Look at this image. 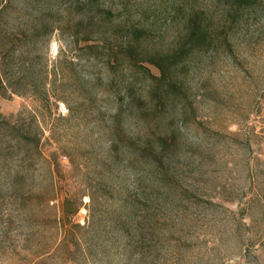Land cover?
<instances>
[{
	"label": "rangeland",
	"instance_id": "rangeland-1",
	"mask_svg": "<svg viewBox=\"0 0 264 264\" xmlns=\"http://www.w3.org/2000/svg\"><path fill=\"white\" fill-rule=\"evenodd\" d=\"M260 1V8L245 13L236 28L231 52L209 49L172 67L178 98L157 103L156 110L142 118L135 107L128 109L121 101L122 132L113 146L109 117L112 93L123 91L119 68L110 74L115 81L109 90L102 59L92 64L80 59L87 51L81 42L56 30L36 45L34 57L40 66L72 60L73 77L57 91L61 100L47 107L33 96H0V115L24 127L31 122L33 138L28 144L11 142L6 159L0 158V264H72L53 252V226L37 223L34 215L37 210L46 212L44 198L34 192L49 186L55 174L62 175L63 192L79 191L82 204L74 219L82 224L93 218V237L109 240L102 253L94 250L89 264H264V0ZM19 2L13 0L12 10L19 9ZM177 2L181 0H97L115 20L122 19L124 11L132 18L144 10L158 14L154 24L153 17L144 21L152 29L141 44L147 53H168L177 47L184 24ZM186 2L187 9L218 10L214 0ZM29 5L31 12L45 8L60 16L76 17L88 10L83 0H30ZM62 30L66 32L64 25ZM148 67L158 76L156 68ZM138 78L136 95L143 89L147 93L151 80L143 74ZM144 126L151 140L158 135L165 139L161 153H156L159 159L143 151V140L136 137ZM39 128L42 156L34 145ZM158 144L155 139L156 152ZM53 151L55 166L43 158ZM18 164L21 174L14 177ZM126 191L135 210L120 235L121 221L113 224L114 211L117 198Z\"/></svg>",
	"mask_w": 264,
	"mask_h": 264
},
{
	"label": "trees",
	"instance_id": "trees-1",
	"mask_svg": "<svg viewBox=\"0 0 264 264\" xmlns=\"http://www.w3.org/2000/svg\"><path fill=\"white\" fill-rule=\"evenodd\" d=\"M29 1L20 0L19 9L12 10L13 0H0V96L10 97L13 94L33 96L46 107L54 101L61 100L57 91L66 85L68 78L73 77V71L69 69L73 65L72 60L57 59L54 65L48 68L47 65L40 66L34 57L36 45L48 41L53 32L58 30L73 42L82 43V48L87 51L80 59L88 64L102 59V67L105 68L107 77L106 86L109 90H113L115 81L110 74L119 68L116 73L119 74L123 91L112 93L113 106L108 131L111 146L115 145L119 139V132H122L121 126L118 125L122 117L121 101L124 100L128 109L135 107L138 117L142 118L148 112L155 111L157 103L164 105L178 98L180 95L177 84L170 76L172 67L183 63L193 54H200L209 49L221 47L224 51L231 52L234 33L243 16L252 9L260 8L261 3L260 0H214L219 12V16H216L217 11L214 9L195 6L187 9L186 0H181L175 4L176 10L181 12L184 18L183 34L177 47L168 53L158 51L147 53L141 44L152 29L148 26L150 22L145 26L144 21L147 22L153 17L152 23H155L159 16L154 10H144L137 13L135 18L124 11V17L115 20L111 10L102 9L97 0H83L88 10L72 17L70 13L60 16L57 12L45 8L31 12ZM63 25L66 32L62 30ZM148 66L156 68L158 76L153 75ZM139 74L147 76L151 80V86L147 93L143 89L142 93L136 95L135 86ZM85 77L90 79L89 75ZM31 128V122L24 127L17 121L0 115V158H5V152L9 151L11 142L28 144L33 139ZM147 130L148 128L144 126L136 133V137L143 140V151L159 159L160 155L156 153L162 149L165 139L160 135L155 137L160 144L156 152L153 147L155 139H150ZM38 135L34 145L37 153L42 156L43 150L38 146L43 136L40 128ZM43 158L54 166L57 165L55 151L49 152ZM21 168V164L15 166L17 170L14 177L21 174L19 170ZM61 176L53 175L49 186L34 192L36 197L44 198L46 211L45 214L39 210L35 211V220L39 224L48 223L53 226L56 238L52 242L54 244L52 250L59 253L63 263L89 264L90 259H93L94 250L102 253L109 240L93 237V218L82 224L74 219L82 204L81 197L78 190L63 192ZM88 197L90 201L93 200L90 194ZM117 199L119 204L114 211L113 224L121 221L118 225V234L122 235L128 227V222L132 220L131 211L135 208L134 204L129 202L130 196L127 191ZM53 201L58 204L50 205ZM87 210L91 213L90 207H87ZM77 253L78 257L75 256Z\"/></svg>",
	"mask_w": 264,
	"mask_h": 264
}]
</instances>
